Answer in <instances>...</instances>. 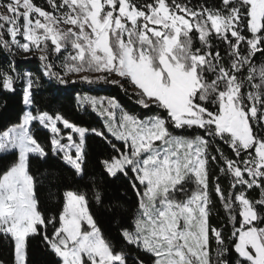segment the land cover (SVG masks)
<instances>
[{
    "label": "snow or ice",
    "instance_id": "snow-or-ice-1",
    "mask_svg": "<svg viewBox=\"0 0 264 264\" xmlns=\"http://www.w3.org/2000/svg\"><path fill=\"white\" fill-rule=\"evenodd\" d=\"M12 97L0 264H264V0H0Z\"/></svg>",
    "mask_w": 264,
    "mask_h": 264
},
{
    "label": "trees",
    "instance_id": "trees-1",
    "mask_svg": "<svg viewBox=\"0 0 264 264\" xmlns=\"http://www.w3.org/2000/svg\"><path fill=\"white\" fill-rule=\"evenodd\" d=\"M20 67L27 68L33 72H39L40 65L36 60H32L30 63L21 64ZM88 86L86 85H76L73 86L71 84L67 86H61L56 84L55 82H45L43 88L39 91L37 96L38 103L41 105H50L55 108H60L70 119L77 122H84L86 124H90L91 126H99V120L93 114L89 112H84L79 110L75 104V95L78 92L86 89ZM103 90L98 94L101 95H117L118 90L111 86H102ZM97 94V93H93ZM119 98L123 103L129 104L128 101L122 93H119ZM22 107L20 103L19 97H12L8 100V106L5 109L3 107L2 100H0V124L7 122L10 119L15 118L17 112ZM92 147L90 148V155L88 159L89 170L92 171L94 168V158L96 154L99 152V148L97 147V142L95 140L90 141ZM101 225L106 230H110V226L107 222V219L101 215ZM7 250L0 246V257H6Z\"/></svg>",
    "mask_w": 264,
    "mask_h": 264
}]
</instances>
